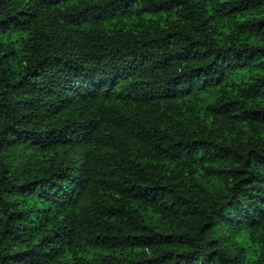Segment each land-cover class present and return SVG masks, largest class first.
<instances>
[{
	"label": "trees",
	"instance_id": "1",
	"mask_svg": "<svg viewBox=\"0 0 264 264\" xmlns=\"http://www.w3.org/2000/svg\"><path fill=\"white\" fill-rule=\"evenodd\" d=\"M0 264H264V0H0Z\"/></svg>",
	"mask_w": 264,
	"mask_h": 264
}]
</instances>
